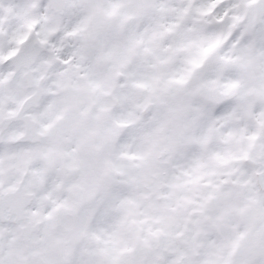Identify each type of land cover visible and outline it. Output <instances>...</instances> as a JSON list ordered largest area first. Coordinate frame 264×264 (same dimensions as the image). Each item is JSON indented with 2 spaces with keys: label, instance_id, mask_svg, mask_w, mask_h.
I'll return each mask as SVG.
<instances>
[{
  "label": "snow or ice",
  "instance_id": "6c2138e0",
  "mask_svg": "<svg viewBox=\"0 0 264 264\" xmlns=\"http://www.w3.org/2000/svg\"><path fill=\"white\" fill-rule=\"evenodd\" d=\"M0 264H264V0H0Z\"/></svg>",
  "mask_w": 264,
  "mask_h": 264
}]
</instances>
